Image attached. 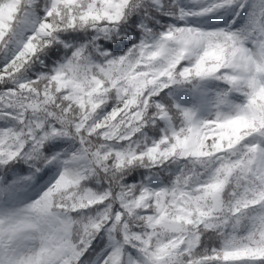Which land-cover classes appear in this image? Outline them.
<instances>
[{
	"label": "snow or ice",
	"instance_id": "snow-or-ice-1",
	"mask_svg": "<svg viewBox=\"0 0 264 264\" xmlns=\"http://www.w3.org/2000/svg\"><path fill=\"white\" fill-rule=\"evenodd\" d=\"M0 264H264V0H0Z\"/></svg>",
	"mask_w": 264,
	"mask_h": 264
}]
</instances>
